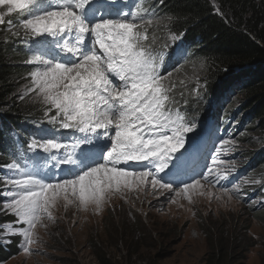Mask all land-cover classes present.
<instances>
[{
	"label": "snow or ice",
	"instance_id": "snow-or-ice-1",
	"mask_svg": "<svg viewBox=\"0 0 264 264\" xmlns=\"http://www.w3.org/2000/svg\"><path fill=\"white\" fill-rule=\"evenodd\" d=\"M127 8L124 0H0V24L6 16H20L23 36L20 31L13 35L31 39L38 53L28 61L36 69L30 74L32 87L19 98L35 92L48 106L47 123L58 126L42 129L50 138H32L27 144L32 155L14 159L0 175L2 210L15 215L13 234L22 236L26 253L36 223L43 216L53 218L51 209L61 198L67 201L71 195L85 210L99 212L114 191L150 186L179 196L201 185L186 167L198 134L187 148L185 142L196 124L177 104L173 71L162 74L166 62L175 60L178 66L187 51L182 44L171 53L156 51L155 38L148 35L159 23L155 11ZM183 35L171 40L182 41ZM234 146V139L218 140L211 163L203 165L206 171L195 175L216 183L227 180L214 167L216 155ZM41 159L53 162L51 173L31 162ZM162 173L172 182L165 183ZM174 183L182 187L174 189Z\"/></svg>",
	"mask_w": 264,
	"mask_h": 264
},
{
	"label": "rangeland",
	"instance_id": "rangeland-1",
	"mask_svg": "<svg viewBox=\"0 0 264 264\" xmlns=\"http://www.w3.org/2000/svg\"><path fill=\"white\" fill-rule=\"evenodd\" d=\"M209 1L215 11L217 12L218 9L221 13L217 1ZM11 16L21 19L16 14ZM11 16L5 17L4 24L7 28V19L11 21ZM171 21L170 17H160L159 23L154 25L151 37L160 36L158 45L154 48L156 51L171 53L173 50V47L167 49L164 41L166 33L173 32L175 35ZM169 45L173 46L172 43ZM47 58H50V55ZM30 59L29 56L26 62L29 75L16 89L17 102L37 106V111L47 109L48 106L35 92L29 93L24 99L19 98L32 87L30 74L36 69L28 63ZM173 62L175 66L171 69L173 71L171 79L174 82L176 77L187 78L186 73L192 74V78L195 79L207 77L205 70L194 69L184 61H181V64L185 69L180 70L186 73L180 74L176 61ZM240 89L241 87L237 91L239 92ZM14 138L22 147V141L17 137ZM261 140H264L262 135ZM237 141L235 140V144L240 146L242 142L239 139ZM255 144H258V141H255ZM258 145L262 149L264 142L259 140ZM5 152L8 154L6 163L14 159L22 161L32 155L29 150L15 148L13 145H8ZM40 155L47 154L40 153ZM31 162L39 165L45 172H52L51 160L45 162L41 159ZM45 163L46 167H44ZM263 173L264 168L261 170V175ZM56 175H60L58 170ZM161 175L164 176L163 173ZM228 179L237 183L231 177ZM260 184L264 188V178L261 179ZM2 185L0 189H3ZM242 190L241 185L239 191L232 188L228 193H224L223 190L201 184L196 189H190L186 194L181 193L176 196L175 192L159 188L153 191L150 186L143 190L130 188L112 192L99 212L92 207L85 210L80 206L78 199L69 195L67 201L61 198L51 209L53 218L43 216L36 223L32 237L34 243L29 246L30 250L27 253L22 251V236L13 234L16 221L1 222L0 237L6 246L10 244V251L0 264H146L151 261L156 264H204L205 255L211 251L206 236L208 223L219 219L230 231H235V234H229L231 239L239 236L236 231L241 229L243 223H247L248 226L245 234L248 247L240 251L243 254L242 259L232 264H262L264 263V211L250 213L248 208L251 206L245 203L240 195ZM246 198L251 200L248 196ZM255 198L252 203L257 200L264 201L261 195ZM10 215L15 216L5 214L1 208L2 219L8 220ZM205 219L212 221L205 222ZM10 225L12 227H9ZM131 230H133L132 235H130Z\"/></svg>",
	"mask_w": 264,
	"mask_h": 264
},
{
	"label": "trees",
	"instance_id": "trees-1",
	"mask_svg": "<svg viewBox=\"0 0 264 264\" xmlns=\"http://www.w3.org/2000/svg\"><path fill=\"white\" fill-rule=\"evenodd\" d=\"M216 1L220 14L209 0L153 2L159 5L161 17L171 18L176 34L186 33L185 43L192 46L193 55L186 63L194 69L205 70L208 78L205 81L211 91L222 89L223 81L240 85V95L234 104L245 112V116L238 138L250 149V154L254 149H260L259 140L264 142L261 140V135L264 137V0ZM5 27V24L0 25V175L4 174V166L8 164L5 149L13 145L9 132L13 129L22 131L21 120L25 119L26 112H34L36 108L17 102L16 89L28 77L29 71L24 54L15 52L10 44L4 42V35L9 39L12 32ZM179 72L185 73L184 70ZM187 74L188 78L192 77V74ZM261 154L260 161L264 163V147ZM3 203L4 200L0 199V210ZM15 219L10 216L5 220L0 216V233L1 222ZM208 226L206 236L211 251L205 255L204 264H232L242 259L240 251L248 247L245 237L247 223L241 225V229L236 231L239 236L236 234L233 239L229 234H235V231H230L221 219L208 223ZM130 233L132 235L133 230ZM9 251L10 244L6 246L0 237V262L9 255Z\"/></svg>",
	"mask_w": 264,
	"mask_h": 264
},
{
	"label": "clouds",
	"instance_id": "clouds-1",
	"mask_svg": "<svg viewBox=\"0 0 264 264\" xmlns=\"http://www.w3.org/2000/svg\"><path fill=\"white\" fill-rule=\"evenodd\" d=\"M6 30H11V35L9 39H7L4 35L3 40L4 42L10 44V48H12L15 52L19 51L22 52L25 56V65L28 60V57L30 56L29 49L24 44H21V41L25 43V39H22L21 37H16L13 35L14 32L20 31L23 32L22 29H20L19 26H11L8 28L5 27ZM175 33V32H174ZM184 35V39H186V33L182 32ZM153 32H151V35ZM167 34V33H166ZM169 34H173V32H169ZM175 35H179L176 34ZM23 36V34H21ZM19 39V40H18ZM31 57V56H30ZM184 66H181L177 70H180ZM29 71V70H28ZM177 72V71H176ZM186 73V72H185ZM187 74V73H186ZM205 79L208 80V78H178L175 79L176 88L173 91L175 99L177 101H182L181 93H187L188 100L196 107L203 109L207 102L212 101V103L215 105L216 110H213L215 113L212 114L207 121L210 119L212 120V125L219 124L220 120L222 119L223 114L226 113H239V116L236 118V116H233L236 118L235 120H224L225 126L234 124L236 128L234 129L236 133L234 136H232L229 139H234L237 141L238 135H240L241 128H242V122L243 118L245 116V112L239 108L238 105L234 104V101L236 98L240 95V91L238 92L237 89L240 88L239 84L234 85V83H228L227 81L221 82V84H224L222 86V89H217L215 91H211L207 85L206 88H202L201 86L204 85ZM207 82V81H206ZM226 83V85H225ZM224 88V89H223ZM197 89H200L199 91V98H197ZM227 89V90H226ZM218 100V101H216ZM221 107V108H220ZM225 107V108H224ZM37 108V106H36ZM35 108L34 112H26L25 119L23 122H21L22 127L25 126V121H27L29 126L31 127L30 135L33 134L32 129L35 131L34 135L40 134V136H36L37 139H43V138H50L44 135V133L41 132L42 129H51L53 127H57L56 125H50L47 123V117L45 116V112L47 109H42L37 111ZM31 113V114H28ZM49 115H54V111L50 113ZM233 121V122H232ZM232 122V123H231ZM37 128V129H36ZM225 133L228 135L230 131L232 132V128L228 127L224 130ZM22 137H24L27 133V131H20ZM238 142V141H237ZM240 143V142H239ZM15 148H19L18 146H14ZM82 147V146H81ZM261 148V147H260ZM22 149V148H20ZM24 150V149H23ZM250 149L241 143L240 146L236 145L231 148V150L228 152L229 154H232L231 160L228 161L230 164L226 168H224L221 165H219V172L220 174L225 175L227 174L228 177L233 178V181L239 182L238 184L233 183L231 181H227L224 187H213L210 185V187L222 190L223 188H228L231 186L234 189H236V186L239 187L242 185V192L240 195L244 198L245 203H248L251 208H248V210L252 211H264V201L263 200H257L252 203V200H256L257 195H261L264 197V188L261 186L260 182L261 179L264 178V173L261 175V170L264 168V163H262L261 156H262V149L256 148L252 151V153L248 154V151ZM26 159V158H25ZM250 197L251 200H248L246 197ZM5 203V201H4ZM3 203V204H4ZM2 204V205H3ZM12 216V215H10ZM15 217V216H14ZM16 221V219L14 220Z\"/></svg>",
	"mask_w": 264,
	"mask_h": 264
},
{
	"label": "bare ground",
	"instance_id": "bare-ground-1",
	"mask_svg": "<svg viewBox=\"0 0 264 264\" xmlns=\"http://www.w3.org/2000/svg\"><path fill=\"white\" fill-rule=\"evenodd\" d=\"M127 1H129V0H127ZM150 32V31H149ZM148 32V33H149ZM28 41H29V39H28ZM24 43V42H23ZM25 45V44H24ZM21 130H16V129H13V130H11L10 132H9V135H10V138H14L15 137V133H17V132H20ZM208 156V155H207ZM191 172V171H190ZM228 181L230 180V179H227ZM239 183V182H238ZM152 189V188H151ZM153 191H155V189H152Z\"/></svg>",
	"mask_w": 264,
	"mask_h": 264
}]
</instances>
